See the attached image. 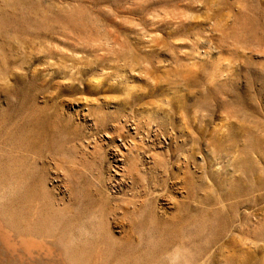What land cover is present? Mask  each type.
Returning <instances> with one entry per match:
<instances>
[{"label":"rangeland","instance_id":"rangeland-1","mask_svg":"<svg viewBox=\"0 0 264 264\" xmlns=\"http://www.w3.org/2000/svg\"><path fill=\"white\" fill-rule=\"evenodd\" d=\"M0 264H264V0H0Z\"/></svg>","mask_w":264,"mask_h":264},{"label":"bare ground","instance_id":"bare-ground-1","mask_svg":"<svg viewBox=\"0 0 264 264\" xmlns=\"http://www.w3.org/2000/svg\"><path fill=\"white\" fill-rule=\"evenodd\" d=\"M124 147H125V146H124ZM134 165H135V164H134ZM134 165H130V167H127L128 169L125 167V170H126V171H128V170H130V171H131V170H134V169H135V166H134ZM134 171H135V170H134ZM124 172H125V171H124Z\"/></svg>","mask_w":264,"mask_h":264}]
</instances>
